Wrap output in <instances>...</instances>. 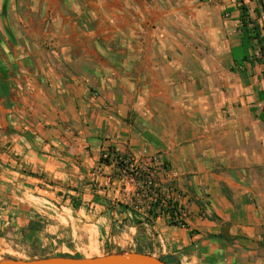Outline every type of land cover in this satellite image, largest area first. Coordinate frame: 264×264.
Here are the masks:
<instances>
[{"label":"crops","instance_id":"1","mask_svg":"<svg viewBox=\"0 0 264 264\" xmlns=\"http://www.w3.org/2000/svg\"><path fill=\"white\" fill-rule=\"evenodd\" d=\"M124 1L101 7L100 30L88 13L86 56L40 63L21 105L0 96V245L54 252L39 259L134 244L169 264H264L257 1ZM108 156L150 171L184 226L119 207L131 194L114 196Z\"/></svg>","mask_w":264,"mask_h":264},{"label":"rangeland","instance_id":"2","mask_svg":"<svg viewBox=\"0 0 264 264\" xmlns=\"http://www.w3.org/2000/svg\"><path fill=\"white\" fill-rule=\"evenodd\" d=\"M4 2L5 0H0V96H7V98L10 96L21 105V93L27 88L28 78L38 77L40 63L54 61L57 58L59 60L62 56H66L67 51H71L77 57L86 56L87 42L91 43L90 37L87 36V28L90 26L87 20L88 13L92 9L98 11L99 14L93 24L94 28L100 30L102 23L107 21L102 15L101 7L110 6V4L117 7L119 0H10V4H14L13 8L3 15L1 7ZM122 3L126 4L124 0ZM262 3L264 5V0ZM110 19L108 24L119 23L113 15ZM98 34L94 36V40L105 37L100 31ZM91 48L99 57H105L103 49L98 45ZM113 50L119 52L121 49ZM110 163H115L116 168L107 172L105 176L111 177L115 183L116 199H119L128 189L131 194V204L134 205V201L136 206L144 208L145 212L148 211L153 201L149 196V190L144 188L145 182L139 180L138 173L141 170L132 166L131 162L121 161L118 158L110 160ZM61 195L64 194L61 193ZM74 197L80 199L78 196ZM117 231L116 229L113 233ZM3 243L4 245H0V258L33 260L54 253L50 250L23 253L24 250L21 247H10ZM137 250L139 248L134 244L126 247L115 244L101 254L105 256ZM151 252L155 251L151 250Z\"/></svg>","mask_w":264,"mask_h":264},{"label":"water","instance_id":"3","mask_svg":"<svg viewBox=\"0 0 264 264\" xmlns=\"http://www.w3.org/2000/svg\"><path fill=\"white\" fill-rule=\"evenodd\" d=\"M258 1V0H256ZM264 18V6L258 5ZM223 236L229 238V227L224 228ZM0 264H166L159 258L139 252L112 253L95 258L49 257L43 259L23 260L15 258H0Z\"/></svg>","mask_w":264,"mask_h":264},{"label":"trees","instance_id":"4","mask_svg":"<svg viewBox=\"0 0 264 264\" xmlns=\"http://www.w3.org/2000/svg\"><path fill=\"white\" fill-rule=\"evenodd\" d=\"M253 1H255V0H253ZM257 3H258V5L259 4L263 5L262 0H258ZM256 12L258 14V17L261 18L262 17V12L260 11L259 8L256 9ZM255 38L258 41V44H259V47H260V51H261V54H262V58H261V60H259V63L260 64H264V28H262V31H260V32L256 31ZM118 159H120L121 161L125 160V159H121L119 157H118ZM100 162L102 164L106 163V164L109 165V163H110L109 156L106 157V158L102 157ZM121 165L123 166V162H122ZM138 174H139V177H140V179H139L140 181L147 182L148 180H150V176H151L150 175V171H149V173L140 171ZM144 188H147V187L145 186ZM147 190H150L149 191L150 192L149 196H150L151 189L149 188ZM133 203H134V205H132V206L124 205L122 203H119V207H125L126 209H130V210L134 211L137 206L135 205L134 201H133ZM180 210L181 209H180L179 204L177 202H175L173 200H170L168 198L166 199L164 197V195L162 196V194L160 192H157L156 193V198L154 199V202L150 203V207H149L148 211L145 212L147 214L146 221L150 222V220H156L159 217L163 216L165 218L166 217L168 218V224H171L172 226H178L179 224L184 226V223H182V222L179 223L178 221H176L177 216L180 215ZM37 222L38 221H32L30 223L29 228H28L29 231H32V230L36 229V228H34L35 227L34 225L38 224ZM29 239H31V237ZM137 252L145 253L142 250H137ZM160 260H162L166 264H169L163 259H160Z\"/></svg>","mask_w":264,"mask_h":264},{"label":"built area","instance_id":"5","mask_svg":"<svg viewBox=\"0 0 264 264\" xmlns=\"http://www.w3.org/2000/svg\"><path fill=\"white\" fill-rule=\"evenodd\" d=\"M145 186L147 187V189H151V194H150V197H151V200L154 202V199L156 198V193L157 192H160L162 194V196L164 195V197L167 199V192L165 191H162V189L160 188V185L158 183V180L153 177V176H150V180H148L147 182H145ZM150 191V190H149ZM170 200H173L172 198H168ZM174 201V200H173ZM177 202V201H175ZM181 212V210H180ZM179 216V215H178ZM177 216V219L176 221H178L179 223L181 222L180 218H178Z\"/></svg>","mask_w":264,"mask_h":264}]
</instances>
